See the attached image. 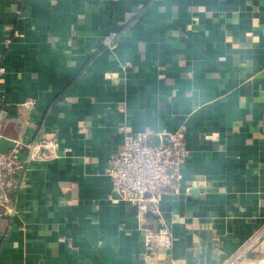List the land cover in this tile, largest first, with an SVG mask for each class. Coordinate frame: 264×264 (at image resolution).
<instances>
[{"label": "crops", "instance_id": "0c3cea01", "mask_svg": "<svg viewBox=\"0 0 264 264\" xmlns=\"http://www.w3.org/2000/svg\"><path fill=\"white\" fill-rule=\"evenodd\" d=\"M1 70L0 138L60 158L0 207V264H264V0H0ZM179 131L180 179L140 220L109 159Z\"/></svg>", "mask_w": 264, "mask_h": 264}, {"label": "built area", "instance_id": "2783aa9c", "mask_svg": "<svg viewBox=\"0 0 264 264\" xmlns=\"http://www.w3.org/2000/svg\"><path fill=\"white\" fill-rule=\"evenodd\" d=\"M117 35L103 41V45L113 48ZM4 71L1 70L0 73ZM158 136V146L151 145V138ZM162 137H168L165 143ZM24 149L27 158H22ZM188 157L184 131L154 135L149 132H126L122 147L109 159L108 176L121 200L132 205L140 220L145 213L156 208L162 197L170 192L180 179V171ZM59 159L60 155L45 142L24 145L16 141V146L8 154H0V207L3 215H14L15 206L11 192L16 189L18 176L32 162ZM148 243L155 247H171L168 235L150 234Z\"/></svg>", "mask_w": 264, "mask_h": 264}, {"label": "water", "instance_id": "95a60500", "mask_svg": "<svg viewBox=\"0 0 264 264\" xmlns=\"http://www.w3.org/2000/svg\"><path fill=\"white\" fill-rule=\"evenodd\" d=\"M163 141L166 143L168 137H162ZM160 143V138L158 136H154L151 138V145L152 146H158ZM16 146V142L12 140H8L5 137L0 138V154L6 155L8 154L11 150H13ZM147 217L153 219L154 224H156L155 220L158 219L156 215L153 214V212L148 211L146 214ZM153 228V227H151Z\"/></svg>", "mask_w": 264, "mask_h": 264}]
</instances>
